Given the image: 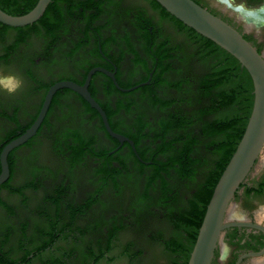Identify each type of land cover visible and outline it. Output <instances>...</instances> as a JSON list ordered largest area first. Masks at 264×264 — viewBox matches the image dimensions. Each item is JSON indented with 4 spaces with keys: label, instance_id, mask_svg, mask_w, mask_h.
<instances>
[{
    "label": "flooded vegetation",
    "instance_id": "flooded-vegetation-1",
    "mask_svg": "<svg viewBox=\"0 0 264 264\" xmlns=\"http://www.w3.org/2000/svg\"><path fill=\"white\" fill-rule=\"evenodd\" d=\"M63 1H57L58 9L51 13V16L44 15L36 22V35L32 34L33 30L29 26L18 27L21 28L18 32V28L7 29V25L0 23L2 33L0 43L6 48L5 53L0 55L1 60L4 58L7 60L6 63H14L22 69L34 67L36 77L58 70L70 71L69 75L58 81L70 80L80 85L86 83L91 70H96L88 85V92L105 112L111 130L123 140L108 131L100 111L82 94L71 89H62L53 97L37 134L10 153L8 159L10 178L0 187V192L15 176H21L23 172H29L27 173L29 176L36 174L42 176L47 173L52 162L59 169L68 163L72 166L75 156L79 154H76L77 152L81 153L82 148L83 153L91 149L90 145L80 139L94 133L109 142L104 151L95 153L92 150L93 155L89 154L87 157L92 163L91 167L104 177V192L110 186V179L113 182L116 178L114 182L120 185L122 194L124 190L135 189L136 181L140 184L151 181L153 184L149 194L152 198L162 196L163 184L168 185L171 193L183 189L182 195L185 200L188 197V190H191L193 196L196 195L199 189L193 188L196 181L181 178L176 168L170 171L161 170L160 164L153 158L157 156L156 153L163 142L168 143L165 145L174 144L172 137L161 139L162 133L166 135L163 129L171 118L170 113L179 106L187 112L188 107L184 108V105L188 104L187 98H191L193 89L199 85V77L205 75L201 70L206 64L199 59L198 47L188 43L185 36L172 33L167 22L171 17L166 16L162 10H159L163 12L160 19L149 21V17L146 16L148 13L139 10L130 0H81L77 3L68 2L66 5L62 3ZM195 1L240 31L264 57V31L257 33L246 30L231 14L211 7L204 0ZM247 2L256 5L264 3V0ZM142 12L146 13L145 16ZM97 22H102L103 27L97 26ZM17 32L19 37L15 39L11 34ZM20 36L26 39L21 42ZM118 55L126 64L125 69L122 60L116 57ZM141 68L146 70L144 79L135 85L125 84L126 76L131 71ZM148 81L149 84L134 91H124ZM173 82H179L183 86L181 93L171 86ZM145 87H149L148 91L154 90L157 94L156 101L158 99L159 103L150 101L151 92L143 91ZM39 90L41 92V89ZM39 90L35 86L24 88L23 85L14 95L0 92L1 119L10 121L9 116L13 114L27 116L35 108ZM174 99H179L178 103L183 104L165 106L167 101L172 102ZM207 102L208 100L204 103ZM67 107L71 108L70 113H66ZM36 118L37 115L21 129L25 132ZM61 118L64 120L60 122L63 123L61 128L63 131H59L58 126ZM66 123L69 128H64ZM21 129L16 131L18 135L22 133ZM53 132L56 134H52ZM190 132L196 136L194 140L199 142L198 151L202 157L208 161H215L217 156L206 150L208 140L201 136L199 130L194 128L184 130L181 136L184 135V139H187ZM171 133L173 135V132ZM7 139L8 137L0 146V155ZM52 139H55L57 151L61 156L53 153V148H49L47 151H51L53 159L52 162H48L46 144ZM178 147L179 149L184 147L183 143ZM87 160L85 159V162ZM257 164L236 193L234 199L236 213L231 212L232 216L238 214L244 217L243 222L246 224L235 225L225 231L212 264H264V160L261 168L257 169ZM1 171L0 162V174ZM210 171L211 168L208 166V169L204 170L205 175ZM196 179L202 181L203 174L197 175ZM61 194L63 197L59 195L58 201L62 203L67 197L70 198L71 193ZM156 208L154 206V209ZM90 212L91 210L86 214L89 218L93 214L89 215ZM89 225L93 227V224ZM96 230L98 229L92 231ZM90 234L91 232L83 236L73 234L62 238L64 232L61 231L52 249L37 256L32 254L29 263H24L26 257L23 256L29 251L26 250L22 252L24 254L21 260L8 264H82L81 249L84 244L91 242ZM61 244L63 246H60ZM225 244L230 251L227 260L222 261L221 252Z\"/></svg>",
    "mask_w": 264,
    "mask_h": 264
},
{
    "label": "rangeland",
    "instance_id": "rangeland-1",
    "mask_svg": "<svg viewBox=\"0 0 264 264\" xmlns=\"http://www.w3.org/2000/svg\"><path fill=\"white\" fill-rule=\"evenodd\" d=\"M79 1L81 0H64L62 3L66 5L68 2L77 3ZM130 1L134 6L138 7L139 10L148 13L146 16L149 17V21L158 20L161 14H163L152 0ZM204 1L211 7L221 10L219 7L213 5V0ZM144 12H142L143 16L146 14ZM167 22H169L168 24L173 34H181L186 37L188 43L195 45L192 42L191 35L179 28L176 22L172 19ZM96 25L100 27L102 26V22H97ZM17 33H12L11 36L16 39V37H19V33ZM0 34L2 35V33ZM32 34L36 35L37 32L33 31ZM24 39H26L24 36H20L19 41L23 42ZM28 39L26 40L27 42ZM5 51V46L3 43H0V55L5 53ZM116 57L122 60V65L125 69L126 64L124 60L121 59L122 57L120 58L119 55ZM5 61L7 60L4 58L1 60L0 57V73H15L22 78L24 88L35 86L37 90L41 89V92L39 90L36 96L37 101L35 108L32 109L27 116L13 114L9 116L10 121H8V119L2 120L0 117V146L7 137L9 138L13 135L14 131H19L26 126L33 117L39 115L41 103L43 97L46 95L45 93H47V88L70 74V71L58 70L45 73L44 76L36 77L34 67L29 66L28 68L22 69L14 63L10 64V62L6 63ZM210 67L211 63L209 65H204L201 72L207 74L211 69ZM145 76L146 70L143 68L131 71L128 76H126L125 84L135 85L142 81ZM195 89H193V91ZM146 92H144V94ZM70 110L71 108L69 109L67 107L66 113H70ZM14 116L17 117V122L12 120ZM62 121H64L63 118L59 121V131H63V129H61L63 123H60ZM64 128H69L67 123ZM56 131H58V127H56ZM52 134L56 133L53 132ZM80 140L90 145L91 149L89 152L86 151L78 162L75 161L76 155L72 166L68 163V165L62 166L59 169L56 164L52 162L53 154L51 151H47V149L53 148V153L61 156L59 154L60 152L57 151L58 147L55 139H52L49 144H46L45 153L48 162H52L50 163L52 165L49 167L47 166V173L42 176L37 174L35 176H29V174L27 175L29 172H23L21 176H15L8 186L2 188L0 192V256L11 263L21 260L24 254L22 252L26 250L42 248L45 244H52L53 248L55 246L54 241L61 231L64 232V235L61 236L62 238H67L73 234H76V236L81 234V236H83L91 232L90 235L92 236V240L89 245H91L95 254H99L100 252L97 251H99L102 245L105 246L107 244V240L113 228L124 226L125 229L123 228L124 230L122 229V232L118 233V237L114 241L111 253L106 254V256L99 261H95V258L91 260L90 257H86V253H82V264H175L177 262L176 255L166 251L162 241L154 240L153 238L154 232L159 231L161 227H166L164 223H160V219L163 218L161 216H158V218L152 217L149 216V213H144V215L141 216V221L137 222L134 216H132V219L124 221V217L130 218V214L125 207L127 206L126 200L128 199L129 193H121L120 185H116L114 182L116 178L113 182L112 179H110V186L104 192V177L103 175H99L94 168L91 167L92 163L87 160V157L90 156L89 154L93 153L92 150H94L95 153L104 151L109 146V142H106L104 138L98 137V135L94 133H90ZM85 159L87 160L86 162ZM263 160L264 152L257 164V169L258 167L261 168ZM199 182L200 180L194 183V189L198 187ZM144 185L145 183H139L138 188L143 190ZM188 191L187 202L193 197L192 193H190L191 190ZM61 193H71L70 198L67 197V199L69 198V204L68 201L66 204L64 203L67 199H64L62 203L58 201L59 195L63 197ZM100 198H102V200ZM135 207V212L137 213L140 206ZM241 208L243 209V207ZM90 210L91 212L89 215L91 213L93 214L89 218L86 214ZM147 211L154 213L150 209H147ZM90 223L93 224L92 228L89 225ZM101 223H103L102 228ZM65 229L67 231H65ZM93 229L98 230L93 232ZM167 230L168 232L166 231L164 234L166 236L169 234L171 235V229L168 228ZM33 239H35V243H33ZM60 246L63 245L61 244ZM127 250L131 251L130 254L133 255V257L126 255ZM26 256L27 254H25L23 258ZM2 264L5 263L3 262Z\"/></svg>",
    "mask_w": 264,
    "mask_h": 264
},
{
    "label": "trees",
    "instance_id": "trees-1",
    "mask_svg": "<svg viewBox=\"0 0 264 264\" xmlns=\"http://www.w3.org/2000/svg\"><path fill=\"white\" fill-rule=\"evenodd\" d=\"M38 1L0 0V8L11 15L20 16L31 11L37 5ZM57 1L59 2V0H52L44 14L46 17L56 12L58 9L56 7ZM152 1L166 16L171 17L179 28L191 35L192 42L198 47L200 61L207 65L211 63V69L207 74L199 77V85L192 92L193 95L190 96L191 98H187L188 104L186 106L184 105V108L188 107L187 112L179 106V99H174L172 102L167 101L168 103L165 106L169 107L172 104H176L179 107L170 113L171 118L163 129L166 135L162 133L161 139L166 140L172 137L174 144L165 145L168 143L166 141L163 142L159 151L156 153L157 156L153 160H156L157 164H160L159 168L161 170L170 171L176 168L181 178H189L197 181V175L203 174L204 179L199 182L198 192L191 197L189 202L183 198V189H177L176 192L171 193L169 188H167L168 185L166 186L165 184L162 185V196L152 198L149 193L153 183L147 181L142 190L138 188L139 181H136L135 189L129 191L124 190L125 194L129 193L128 199L126 200L127 206L125 207L130 214V218L124 217V221L132 219V216L135 217L137 222L141 221V216L144 213H149V216L156 218L161 216L163 219H160V223H164L166 227H161L159 231L153 233L154 240L162 241L166 251L176 255L177 262L175 261V264H188L214 189L246 130L254 103V86L249 72L236 58L172 16L156 0ZM35 24L34 26L29 25V28L33 31H36ZM6 28L13 29L9 26H6ZM20 29L18 28V31ZM171 86L181 93L183 86L179 82H173ZM50 87L47 88V91ZM142 90L148 91L149 87H145ZM148 92H151L150 101L159 103L158 99L156 101L157 94L154 93V90ZM207 100L208 102L204 103ZM12 120L17 122V117L14 116ZM192 128L199 130L201 136L208 140L206 150L217 156L215 161H208L205 157H202L201 152L199 153L198 151L199 142L196 139L194 140L196 136L194 137L192 132L188 134L187 139H184V135L181 136L182 131H187ZM21 130H23V133L24 129ZM171 132H173V135ZM18 136V133L14 131L12 137L8 138L7 143ZM76 141L78 142V140ZM180 143H183L184 146L181 149L178 147ZM77 154L75 158L76 162L81 160L80 158L84 154L83 148L81 153L77 152ZM159 156L162 159L157 160L156 158H159ZM193 157L196 158L194 159ZM196 166L197 168H195ZM208 166L209 169L211 168V171L205 175L204 170H207ZM135 206H140L137 213L135 212ZM154 206L157 208L154 209ZM147 209L152 210L154 213L147 211ZM123 228L125 229L124 226L113 228L107 244L105 246L102 245L99 251H97L100 252L99 254H95V251L89 245L90 242L84 244L85 246L81 249V253H86V257H90L91 260L95 258V261H99L106 254L112 252L114 241ZM168 228L171 229L172 234L166 236L164 233L166 231L168 232ZM33 240V243H35V239ZM50 249H52V244H45L40 250H29L24 259V263H29V257L32 254L37 256ZM130 253L131 251L127 250L126 255L133 257ZM4 259L0 256V264L3 262L5 264L10 263V261Z\"/></svg>",
    "mask_w": 264,
    "mask_h": 264
},
{
    "label": "water",
    "instance_id": "water-1",
    "mask_svg": "<svg viewBox=\"0 0 264 264\" xmlns=\"http://www.w3.org/2000/svg\"><path fill=\"white\" fill-rule=\"evenodd\" d=\"M156 1L186 26L230 53L249 72L253 81L254 103L246 130L214 189L188 262V264H212L225 231L229 227L246 224L243 222L244 217L237 214V216L234 215V219H229L228 215L230 211L235 212L236 193L252 173L264 152V57L240 31L195 0ZM51 2L52 0H39L31 11L20 16L11 15L0 8V23L14 28L32 25L44 16ZM95 71L89 72L84 85L70 80L58 81L51 85L46 93L43 107L32 126L3 148L0 155L2 166L0 187L10 178L8 161L10 153L37 134L53 97L62 89H71L82 94L93 107L100 111L108 131L123 140L111 130L105 112L88 92V85ZM146 84H149V81L124 91H134Z\"/></svg>",
    "mask_w": 264,
    "mask_h": 264
},
{
    "label": "clouds",
    "instance_id": "clouds-1",
    "mask_svg": "<svg viewBox=\"0 0 264 264\" xmlns=\"http://www.w3.org/2000/svg\"><path fill=\"white\" fill-rule=\"evenodd\" d=\"M213 5L231 14L246 30L260 33L264 31V3L250 5L247 0H213ZM23 87V80L15 73H0V92L14 95ZM227 244L221 252V260L229 254Z\"/></svg>",
    "mask_w": 264,
    "mask_h": 264
},
{
    "label": "bare ground",
    "instance_id": "bare-ground-1",
    "mask_svg": "<svg viewBox=\"0 0 264 264\" xmlns=\"http://www.w3.org/2000/svg\"><path fill=\"white\" fill-rule=\"evenodd\" d=\"M231 212H232V211H230V213H229V215H228V218H229V219H234V216L231 215Z\"/></svg>",
    "mask_w": 264,
    "mask_h": 264
}]
</instances>
